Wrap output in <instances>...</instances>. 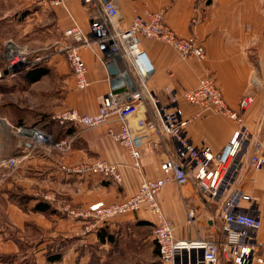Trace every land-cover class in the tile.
<instances>
[{
  "label": "crops",
  "instance_id": "0c3cea01",
  "mask_svg": "<svg viewBox=\"0 0 264 264\" xmlns=\"http://www.w3.org/2000/svg\"><path fill=\"white\" fill-rule=\"evenodd\" d=\"M111 1L118 10L120 27H128L137 15L162 12L163 22L178 37H193L204 48L206 57L201 61L193 56L181 59L172 47L156 40L140 38L139 42L140 49L146 53L154 67L148 80L150 91L164 102L163 90H172L178 96L182 119L197 114L184 130L186 137L195 146H204L210 153L216 154L238 130L244 129L250 138L235 158L236 170L230 185L218 196L210 197L196 187L193 179L195 169L189 165L185 166L190 174L187 183L191 194L189 198H181L178 188L172 182L166 183L155 196L162 213L172 224L176 238L192 240L200 237L220 243L224 240L220 210L230 196L235 192L250 196L255 211L261 207L264 193V174L249 163L254 143L264 135V0H204L195 23L191 22L195 15V0ZM90 9L88 4H82L80 0H64V6L52 8L51 14L59 32L63 33L77 24L86 33L89 31L87 17ZM92 49L80 48L89 86L79 90L72 81L73 90L63 95L62 102L53 110L54 114L65 109H75L82 114L95 113L101 97L110 90L112 82L121 77L122 72L116 75L110 73V69L118 68L114 56L106 66ZM54 59L58 61L60 55ZM205 76L214 80L225 104L240 115L241 125L228 117L187 104L182 99L181 94L194 89ZM245 97H252V103L249 108L242 110L239 103ZM143 115L156 123L159 121L151 103L145 100L136 116L129 120L133 129L136 128L135 119ZM109 126L116 128L114 123L93 128L72 124L60 126L53 120L44 125L52 143L30 147L26 142L14 144L13 152L17 154L18 163L13 170L1 168L0 199L4 202L15 201L8 211L16 226L23 228L25 224L35 222L43 229L50 230L45 235L46 241L53 236L54 240L57 232H66L68 239L71 234L95 233V227L86 226L83 219L70 215L68 210L86 209L96 203L121 202L137 192L142 179L162 176L159 165L172 150L168 136L164 135L154 142H141L138 148L140 167H134L128 151L108 134ZM3 159L7 158H0ZM98 160L116 165L120 181L115 182L99 174L65 170ZM39 199L46 200L51 209L35 211L33 207ZM21 206L26 210L20 209ZM238 207L246 211L250 209V204L240 200ZM189 208L194 209L191 223L186 221ZM136 213L142 219L152 223L156 221L155 216L146 210ZM43 214L49 220L42 218ZM71 218L77 219L76 223ZM4 241L3 244L0 241V253H24H19L18 245L22 241L15 237ZM256 241H264V222L257 232ZM72 257L74 264L76 260L74 255ZM7 260L0 264H8L10 261L7 263ZM22 261L25 263V259ZM214 264L239 263L233 256L224 258L219 253ZM244 264L257 263L249 261Z\"/></svg>",
  "mask_w": 264,
  "mask_h": 264
},
{
  "label": "built area",
  "instance_id": "2783aa9c",
  "mask_svg": "<svg viewBox=\"0 0 264 264\" xmlns=\"http://www.w3.org/2000/svg\"><path fill=\"white\" fill-rule=\"evenodd\" d=\"M88 4L89 31L74 24L63 32L64 39L54 44L51 51L42 55H30L26 47H20L7 40L3 45L5 60L4 75L13 77L35 68L41 62L47 61L52 55L64 56L73 77L76 89L83 90L89 86L87 68L81 56L80 48L92 49L104 65H108L113 56L118 55L124 63L125 70L121 77L112 82L110 90L101 97L97 111L93 114H82L75 109H65L51 116L60 126L72 124L93 128L105 124H116L107 128L114 141L126 149L133 160L134 167H140L139 144L154 142L166 135L171 140L172 150L166 154L159 168L162 176L155 179H142L137 192L131 197L116 203H96L86 209L68 210L76 218L90 219L94 223L106 221L115 216L147 210L156 218L153 228V240L158 248V258L166 264H214L220 253L224 258L233 256L239 264L254 261L264 264V241L258 243L256 235L264 222V193L261 207L254 211L251 197L239 192L233 193L220 210L221 231L224 240L220 243L203 238L192 240L175 237L172 224L166 219L156 201V194L166 183H174L181 198H189L187 188L189 165L195 169L193 176L196 187L202 192L216 197L226 189L234 176L235 158L248 143L249 137L244 129L234 132L223 149L212 154L204 146H195L184 134L187 124L192 118L182 119L178 108V96L169 88L163 90L165 101L148 88V80L154 72V67L146 53L140 49V38L152 39L172 47L178 57L185 59L193 56L204 60L206 52L193 37L180 38L163 22L162 12H148L137 15L128 27L118 25V10L111 0H80ZM42 6L63 7L64 0H38ZM204 0H195V15L191 22L195 23L198 12ZM69 41V42H68ZM182 99L191 105L199 106L204 111H210L228 117L241 125V117L225 104L220 89L210 76L201 78L197 86L181 94ZM148 100L158 118L154 122L146 115L135 119L133 129L129 120L135 117L140 105ZM252 97L241 99L239 107L249 108ZM34 140L28 147L52 143L51 136L43 129L32 127L28 130ZM63 143V142H62ZM61 143V144H62ZM59 144V147L61 146ZM252 167L262 170L264 174V135L253 145L249 157ZM13 169L14 158L0 160V166ZM66 171L89 172L120 181L117 166L104 160L91 164L77 165L66 168ZM245 200L250 209H239L238 202ZM187 223L194 219V209L187 210ZM91 225V226H93Z\"/></svg>",
  "mask_w": 264,
  "mask_h": 264
},
{
  "label": "rangeland",
  "instance_id": "374dc122",
  "mask_svg": "<svg viewBox=\"0 0 264 264\" xmlns=\"http://www.w3.org/2000/svg\"><path fill=\"white\" fill-rule=\"evenodd\" d=\"M52 8L55 7L40 5L38 0H0V158H14L16 165L13 169L18 163L17 154L13 152L14 144H34L31 136L21 132L32 127L44 130V125L53 121V110L62 102L63 95L73 90L72 72L60 54L52 55L49 60L35 67L46 70L35 82L25 80L24 74L27 71L13 77L4 75L3 45L7 40L26 47L32 56L48 53L54 44L63 40V33L58 31L51 14ZM57 55H60L58 61L54 59ZM1 168L8 169L3 165ZM14 203L12 200L4 202L0 199V241L3 244L5 239L15 237L22 241L18 245L19 253H24H0V262L8 259L5 261H10L8 264H73L74 255V264H166L155 254L152 234L154 224L138 217L136 212L115 216L94 225L92 220L83 219L86 226L95 227V233L84 232L87 231L85 229V234H71L68 239L66 232H57L56 239L53 240V236L46 241L45 235L50 230L43 229L35 222L25 224L23 228L12 222L14 218L8 210ZM19 208L26 210L23 206ZM42 216L49 220L47 215ZM71 221L76 223L77 219ZM143 221L146 223L140 224ZM97 234L109 239L101 243ZM68 246L70 249L67 250ZM55 254H60V261L47 260V257ZM24 259L25 263L22 262Z\"/></svg>",
  "mask_w": 264,
  "mask_h": 264
},
{
  "label": "trees",
  "instance_id": "16d2710c",
  "mask_svg": "<svg viewBox=\"0 0 264 264\" xmlns=\"http://www.w3.org/2000/svg\"><path fill=\"white\" fill-rule=\"evenodd\" d=\"M45 72H46V70H44L42 68H37V69L35 68V69H32V70H29V71L25 72V74H24L25 80L27 82H35V81L39 80V78L41 76H43ZM33 209L35 211L45 212V211H48V210L51 209V205L46 200L39 199L36 202V204L34 205ZM129 214H132V213H129ZM145 223H146L145 221L140 222V224H145ZM153 224H154V222H153ZM98 230H99V233H100L101 232V226L98 227ZM97 236L99 237V241L101 243H104V242H106L109 239V237L102 236L101 234H97ZM155 254L158 256V248H157L156 244H155ZM57 259H59L58 254H55V255L47 258V260H49V261H55Z\"/></svg>",
  "mask_w": 264,
  "mask_h": 264
},
{
  "label": "water",
  "instance_id": "95a60500",
  "mask_svg": "<svg viewBox=\"0 0 264 264\" xmlns=\"http://www.w3.org/2000/svg\"><path fill=\"white\" fill-rule=\"evenodd\" d=\"M103 2H106V0H103ZM114 59L115 61L117 62V69L113 68V69H110V73L112 75H116L118 74L119 72H123L125 70V66H124V63L122 62V60L120 59V57L118 55L114 56ZM111 67V66H110ZM109 67V68H110ZM6 73V71H4V74ZM20 130H22L20 128ZM23 133V131L21 132ZM240 153V152H239ZM239 153L237 155H239ZM236 159H237V156H236ZM235 162V161H234Z\"/></svg>",
  "mask_w": 264,
  "mask_h": 264
},
{
  "label": "bare ground",
  "instance_id": "6f19581e",
  "mask_svg": "<svg viewBox=\"0 0 264 264\" xmlns=\"http://www.w3.org/2000/svg\"><path fill=\"white\" fill-rule=\"evenodd\" d=\"M23 133H25V134H27V135H29L30 136V133L28 132V131H23ZM159 206V205H158ZM141 210H144V209H141ZM147 211V210H146ZM150 213V212H149ZM186 218H187V216H186ZM187 221V220H186Z\"/></svg>",
  "mask_w": 264,
  "mask_h": 264
}]
</instances>
